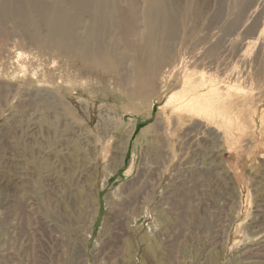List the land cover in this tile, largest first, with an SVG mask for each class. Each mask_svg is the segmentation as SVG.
<instances>
[{
	"label": "rangeland",
	"instance_id": "rangeland-1",
	"mask_svg": "<svg viewBox=\"0 0 264 264\" xmlns=\"http://www.w3.org/2000/svg\"><path fill=\"white\" fill-rule=\"evenodd\" d=\"M118 1L102 81L0 1V264H264V0ZM151 17L188 94L137 50ZM204 83L221 111L187 107Z\"/></svg>",
	"mask_w": 264,
	"mask_h": 264
},
{
	"label": "bare ground",
	"instance_id": "bare-ground-1",
	"mask_svg": "<svg viewBox=\"0 0 264 264\" xmlns=\"http://www.w3.org/2000/svg\"><path fill=\"white\" fill-rule=\"evenodd\" d=\"M0 1L2 2V9L5 12V16L10 17L11 20L15 22V29L19 31L21 37L28 40L30 43L39 45L43 49H48L51 52L74 56L77 61L80 60L82 72L92 74L93 77H100V81H102L104 75L110 74L112 70L118 67V63L114 59L117 54L115 53L117 50H115L114 47L117 44L112 41L113 37L109 33L111 30H116V26L119 24V20L115 13V10L118 11V0H52V2L49 3L43 2L45 0ZM166 1L167 0H152L156 8L164 5ZM84 9L90 10L92 14L89 16V28L86 32L84 30V32L80 33V30L84 28L83 26L87 25V22L83 21V15H81L84 14L82 13ZM145 12L146 11H144V13ZM157 13H159V10ZM149 15H151V13ZM122 20L126 24H131L138 20V18L131 13L130 16L126 14L123 15ZM147 21L149 25L147 29L150 32L143 38L144 41H146V43L143 44L144 48L137 49L138 52L142 53L148 50V58L151 60V63L148 65H155V70H153L155 74L160 73L161 67H164L163 69H166L164 75L166 76L163 78L167 79L168 82L176 77H179L180 80L182 77L184 80H182V84H184L182 89H184V93L188 94L190 86L185 83L188 77H190L188 75V69L190 68L191 71V67H188V62L191 60V56H187V53H185L186 51L178 52L175 48L177 52L175 53L177 55L172 59L170 56L174 54V51L171 50V48L165 49L166 46H164V44L169 41L165 40V43H163L162 40L173 37V29H163V32L159 33V31L156 32L155 29L156 27L163 28L162 18L151 17L147 19ZM138 23L143 25L144 22L139 21ZM109 25L116 29H107ZM143 27L145 26L143 25ZM132 28L133 30H131V32H134L136 35L141 36L143 34L141 31L142 27L136 26L135 28V26H133ZM152 31L154 33H152ZM156 36L159 37L156 38ZM162 74L163 73L160 75ZM202 86L201 88H203V90L204 88H208L206 83L202 84ZM208 90L207 93L202 92V97L199 96V98L196 99L195 109L190 101L187 103V107L190 110H196L201 106L200 110L206 114H209V111L215 113L214 107L216 106H218V110L221 111L225 104L224 93L220 89L212 86H210ZM213 101H216V103Z\"/></svg>",
	"mask_w": 264,
	"mask_h": 264
}]
</instances>
